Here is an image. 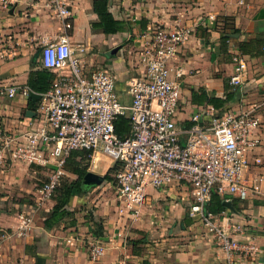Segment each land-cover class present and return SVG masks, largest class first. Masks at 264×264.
Listing matches in <instances>:
<instances>
[{"label":"crops","instance_id":"0c3cea01","mask_svg":"<svg viewBox=\"0 0 264 264\" xmlns=\"http://www.w3.org/2000/svg\"><path fill=\"white\" fill-rule=\"evenodd\" d=\"M65 1L73 12V27L68 30L71 43L87 47L88 53L80 54L87 69L94 70L91 65H96L116 76V91L126 103L130 102L126 83L141 70L137 55L129 52L139 47L143 31L154 24L192 29L171 63L172 77L182 72L177 123L190 126L191 117L201 109L251 111L260 119L253 130L260 145L251 159L258 157L261 162L247 173L249 181L258 179L260 190L241 199V208L228 207L218 217L228 230L241 228L235 234L247 244L241 264H264V53H243L248 64L244 81L241 86L229 82L234 71L232 53L239 50L238 43L264 39V0H108L109 10L123 24L117 33H106L96 25L101 18L94 10L95 0ZM63 32L62 20L50 0H0V84H28L36 70L56 74L38 63L40 42L58 38ZM228 94L229 99L219 106L207 101L211 96L225 100ZM28 99L20 94L0 96L2 126L12 132L28 127L33 120ZM91 163L88 171L104 175L114 160L99 152ZM44 170L18 160L0 166V264H119L122 260L134 264H228L213 236L189 216L191 194L186 184L175 182L150 189L136 218L120 214L116 193L103 199L93 197L98 188H116L114 182L84 185L66 206L76 223L67 225L62 220L48 229L44 219L56 201L37 206L29 200ZM67 175L76 174L68 171ZM23 211L32 215L33 222L20 234L19 214ZM96 223L103 225V236L96 234ZM95 238L101 239L106 249L99 260H92L89 253Z\"/></svg>","mask_w":264,"mask_h":264},{"label":"built area","instance_id":"2783aa9c","mask_svg":"<svg viewBox=\"0 0 264 264\" xmlns=\"http://www.w3.org/2000/svg\"><path fill=\"white\" fill-rule=\"evenodd\" d=\"M50 4L64 32L40 42L39 60L56 76L43 93L28 84H0V96L40 94L25 130L12 132L0 122V166L13 160L42 166L45 170L32 198L43 206L54 199L67 176L66 162L73 150L86 149L91 158L103 152L118 163L114 173L118 208L128 218L138 216L150 189L184 183L191 194L189 216L213 236L228 264H241V254L247 251L246 242L235 235L241 228L226 229L207 204L214 193L246 199L259 192L258 179L249 181L247 173L261 162L258 157L251 159L260 145L253 133L260 119L251 111L201 109L191 117L190 126L177 123L182 72L172 77L171 63L191 35L188 27L154 24L143 31L139 47L129 52L137 55L140 74L126 83L130 102H123L116 91V76L104 68L87 69L80 55L88 53L87 47L71 43L68 30L73 27V12L66 1L50 0ZM232 64L229 82L241 86L248 64L238 49L232 53ZM119 115L127 116L131 125L124 136L115 129ZM19 220L20 234H25L32 227V215L20 212ZM89 245L91 259L102 258L106 249L101 239ZM119 264L134 263L122 260Z\"/></svg>","mask_w":264,"mask_h":264},{"label":"trees","instance_id":"16d2710c","mask_svg":"<svg viewBox=\"0 0 264 264\" xmlns=\"http://www.w3.org/2000/svg\"><path fill=\"white\" fill-rule=\"evenodd\" d=\"M94 10L100 16V22L96 24L104 29L106 33H117L123 29V24L121 20H118L114 17L112 12L109 10L108 0H95L94 1ZM226 41L230 37H225ZM264 39L263 38H252L247 41H241L238 43V48L242 53H249L252 55H261L264 53ZM47 69V68H46ZM56 74L48 70H36L31 73V76L28 81V85L36 92H46L50 89L54 77ZM226 85L228 83L226 82ZM193 96L195 98V90H193ZM229 99V94L226 96L225 100L218 98L216 96H211L208 98L209 103H213L215 106H219ZM29 105L31 109H36L39 104V98H34L30 96ZM115 129L120 136L129 134L131 131V125L129 118L127 116L119 115L115 119ZM90 151L86 149L73 150L67 158L66 169L70 172H73L77 175L75 180H70V182H63L64 177L56 189L54 200L56 201L53 206L51 213L44 219L45 227L50 229L61 224L62 220L66 221L67 225H73L76 223L74 214L68 210L66 207L70 201L71 196L76 193L84 190V185L82 184V179L89 172L88 165H83L84 160H89ZM118 169V163L115 162L114 165L102 175L103 181H109L116 183L114 173ZM68 177V176H67ZM116 185V184H115ZM226 200L225 197L214 193L211 201L207 204V209L213 211L216 214H221L228 209V206L224 203ZM239 198H232V202L235 208H240ZM93 218V216H92ZM96 234L99 236L104 235V227L101 223H96ZM100 238V237H99Z\"/></svg>","mask_w":264,"mask_h":264},{"label":"rangeland","instance_id":"374dc122","mask_svg":"<svg viewBox=\"0 0 264 264\" xmlns=\"http://www.w3.org/2000/svg\"><path fill=\"white\" fill-rule=\"evenodd\" d=\"M82 57V59H83V64H84V66L86 67V65H88L87 64V62H86V60H84L85 58H84V56H81ZM38 63L39 64H41V62H40V60L38 59ZM92 67L91 68H93V69H97L98 68V66H96V65H91ZM106 69V68H105ZM88 165V167H90V165L92 164L91 163V159H89V160H84L83 161V165L85 166V165ZM43 176V173H41V174H39L38 175V177H37V179H36V182L37 183H39L40 182V179H41V177ZM68 176V177H67ZM65 178H64V181L63 182H70V180H75V178H77L76 177V175H71V176H69V175H67ZM90 187H93V186H90ZM110 189V190H109ZM109 189L108 188H98V189H96L94 192H93V197H95V198H97V199H99V198H101V199H103L104 197L103 196H107L108 195V193L110 194H112V195H114L115 193H116V188L114 187V186H112V185H109ZM111 191V192H110ZM29 200L30 201H33V199L31 198H29ZM109 200L110 199H108V201H107V203L109 204ZM263 205H264V202H263ZM239 206H242V205H239ZM90 207H92V206H90ZM89 207V208H90ZM241 208V207H240ZM188 209H189V207H188ZM187 209V210H188ZM199 222V221H198ZM200 223V222H199ZM201 224V223H200ZM202 225V224H201ZM203 226V225H202ZM1 233H2V231H0V239H1V241H2V239H3V235H1Z\"/></svg>","mask_w":264,"mask_h":264},{"label":"water","instance_id":"95a60500","mask_svg":"<svg viewBox=\"0 0 264 264\" xmlns=\"http://www.w3.org/2000/svg\"><path fill=\"white\" fill-rule=\"evenodd\" d=\"M34 98H39L40 97V94L39 93H35L33 92L31 94ZM28 113H31L32 115H34V111L32 110H29ZM103 181V177L102 175L96 173V172H93V171H89L83 178L82 180V184L83 185H88V186H95L97 184H101ZM224 203L230 207V208H234V205H233V202L232 200L230 199H226L224 200Z\"/></svg>","mask_w":264,"mask_h":264}]
</instances>
